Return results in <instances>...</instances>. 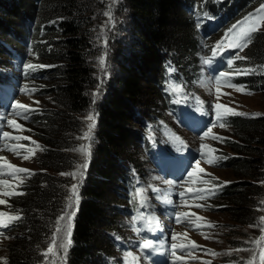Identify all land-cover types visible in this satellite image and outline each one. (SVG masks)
I'll return each instance as SVG.
<instances>
[{
    "label": "trees",
    "instance_id": "trees-1",
    "mask_svg": "<svg viewBox=\"0 0 264 264\" xmlns=\"http://www.w3.org/2000/svg\"><path fill=\"white\" fill-rule=\"evenodd\" d=\"M263 4L264 0H224L220 4H215L214 0H0L2 67L16 60L13 50L23 56L26 65H30L34 55L40 61L36 63L44 65L30 75L29 80H33L32 86L40 87L41 95L51 96L54 111L52 116H34L29 125L35 128L42 122L41 129L35 128L39 131L35 130L38 137L48 140L42 167L53 172L72 163L63 147L69 145L71 137H82L78 117L92 108L93 91L99 88L94 60L95 55L101 54L102 39L95 33L98 22L109 17L118 21L122 16L130 20L129 26L124 28L132 40L129 54L122 51L119 54V48L116 50L120 73L101 105L97 136L87 146L95 153L76 215L68 264H105L106 259H101L103 254L114 253L110 234L122 232L115 228L122 217L130 215L132 208L129 195L132 168L142 173L141 167L135 165V151L147 150L144 133L148 119L144 109L153 107L155 99L152 96L162 93L165 58L177 60L167 51L169 46H177L182 51L194 47L195 32L198 34L194 13L204 12L206 7L228 10L230 16L239 13L244 16ZM244 53L249 61L243 65L256 67L260 72L238 76L234 83H244L251 90H261L264 94V29L254 35ZM238 66L235 63L232 67ZM229 122L241 141L234 147L240 157L228 163L239 180L225 187L222 197L228 209L237 207L232 211V219L247 224L253 217L250 206L253 196L261 192L254 182L264 171V115L236 116ZM51 174L46 186L39 184L41 179L34 183V198L27 196L18 200V208L24 209L29 221L27 226L20 224L19 230L17 224L8 231L15 235L10 243L8 264H42L45 260L46 264H62L56 255L45 256L43 247L49 232L44 231L48 230L50 218L61 207L64 196L56 174ZM26 185L31 184L27 182ZM120 201L127 208L115 207Z\"/></svg>",
    "mask_w": 264,
    "mask_h": 264
},
{
    "label": "rangeland",
    "instance_id": "rangeland-1",
    "mask_svg": "<svg viewBox=\"0 0 264 264\" xmlns=\"http://www.w3.org/2000/svg\"><path fill=\"white\" fill-rule=\"evenodd\" d=\"M204 2H208V0H204ZM256 11L257 14H253ZM201 13H204L209 18L223 14L230 16L228 10L220 9L217 11L206 7L204 12L198 11L194 13V18ZM113 21L109 17L101 23L98 22V28L95 30L96 36L102 39L100 42L101 54L94 56V60L97 63H95L97 70L95 76L99 88L93 91L94 103L92 108L85 115L78 117L81 124L80 135L82 137L76 136L74 139L71 137L69 145L63 147L64 152L68 153L72 158L70 165L58 170V172L44 169L42 160L44 155L47 154L45 142L48 140L46 137L43 139V136L38 137L37 132L39 131L35 129L38 127L41 129L42 122H38L39 126L34 128L25 122L24 119L9 118V120H3L4 115L0 113V131L20 137L18 143L19 151L12 150L7 152L3 150L0 152V164H5L8 167L6 173L0 175V217L7 218L13 227L18 224L16 228L18 230L20 224L27 226L29 217L24 213V209L18 208V200L22 201V198L27 196L34 198V193H32L34 183L41 179L39 184L46 186L48 176L52 175L51 173H55V178L56 180L58 179L57 182H60V186L64 190V196L62 197L61 207L50 218L48 230L44 231L49 232L47 233L48 238H46L47 236L44 238L43 247L46 250L45 256L56 255L58 260L60 258V263L62 264H68L69 262L68 253L74 243L76 215L82 202L83 188L90 175V164L94 158L95 152L93 148H88L87 146L97 136L101 105L115 86L114 80L120 73L116 50L119 48V54L120 51L129 54L132 44V40L127 35L128 32H125L124 29L129 26V18L122 16L118 21H114L115 23ZM263 29L264 4L244 16L239 15L233 22V31L238 41L247 39L249 34L253 32L245 50L251 44L254 35L263 31ZM226 33L227 31H223L219 38L222 40L226 37ZM195 40L194 47L188 51H182L177 46H169L167 51L176 56L177 64L182 72L186 74L189 80L186 88L202 96L215 116L217 115V118L221 119L222 122H219L218 126L204 138L191 137L185 132H183V136L192 147L203 152V158L196 170L202 181L208 185L222 186L224 188L239 180L235 176L234 169L228 166L230 159L240 157L234 147L235 144H240L241 142L240 138L235 136L236 129L230 125V118L232 116L259 117L264 115L263 92L261 90H251L244 83L240 85L234 82L238 76L253 75L260 71L256 67L243 65L244 62L248 64L247 62L249 61L244 50L235 58L239 68L232 67L231 70L224 71L229 76V82L226 76L222 81L221 78L217 80V82L225 84L215 83L213 80L210 83L204 70L203 60L212 48L210 45L212 42H208L207 39L203 41L196 32ZM219 40L217 39L216 43ZM3 62L5 61L3 60ZM36 62L40 61L38 56L34 55V57H31L30 65L24 68L17 61L13 65L6 67H2L3 64H0V72L4 76L2 81L7 82L11 77L15 78L18 75L24 81L25 87L17 97V104L23 106L24 110L27 111V116H31L32 119L34 116L41 117L48 114L52 116V111H54V103L51 96L41 95L40 87L32 86L33 80H29L30 75L44 67V65ZM147 84H150V80H148ZM153 96L155 103L150 109H144L145 118L154 120L159 117L173 124L167 107H165L166 99L163 93L159 94L158 97ZM155 122L157 121L155 120ZM132 151H135L134 148ZM143 151L145 149H136L135 165L140 166L142 169V177H145V190L148 192L153 206H158L157 196L152 194V192L156 190L162 191L170 184L157 178ZM204 155L211 158L229 160L227 161V166L224 163H220L213 167H208L206 166ZM27 182H30L31 185H26ZM254 183L258 185L261 192L253 196L252 204L250 203L253 217L247 224L238 223L232 219V211L237 210V207L234 206L228 209L227 201L223 197L213 202H206L204 205H196L193 202L184 204L186 212H191L195 221L200 223L198 226H204L203 230L194 231L189 227H181L175 231L177 242L195 244L198 247L196 252L187 255L186 264H264V171L258 181ZM234 199L235 197L231 198L230 206H232ZM119 203L120 205L115 204V207L121 210L127 208L124 202L120 201ZM36 211H39V209ZM3 229V227L0 228V230ZM115 229L121 230L124 233V238H132L134 235L130 220L127 217H122ZM17 231L15 230L14 232ZM20 231V234H22L23 230L20 229ZM115 234L112 233V235ZM13 237L15 235H10V233H4L0 237V264L9 263L10 243ZM118 256L115 251V253H112L111 258L116 261ZM105 257L106 255L103 254L101 259L104 260ZM42 264H46V260Z\"/></svg>",
    "mask_w": 264,
    "mask_h": 264
}]
</instances>
